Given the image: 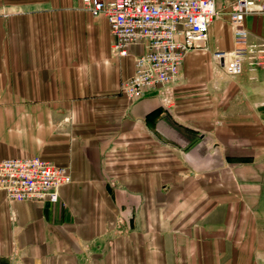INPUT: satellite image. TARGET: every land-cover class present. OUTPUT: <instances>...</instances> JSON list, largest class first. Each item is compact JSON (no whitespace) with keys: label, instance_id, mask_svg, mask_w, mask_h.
Instances as JSON below:
<instances>
[{"label":"crops","instance_id":"obj_1","mask_svg":"<svg viewBox=\"0 0 264 264\" xmlns=\"http://www.w3.org/2000/svg\"><path fill=\"white\" fill-rule=\"evenodd\" d=\"M235 1L169 89L130 100L143 44L117 53L82 0H0V161L72 176L55 203L0 189V264H264V69L216 56ZM246 27L264 43V14Z\"/></svg>","mask_w":264,"mask_h":264},{"label":"built area","instance_id":"obj_2","mask_svg":"<svg viewBox=\"0 0 264 264\" xmlns=\"http://www.w3.org/2000/svg\"><path fill=\"white\" fill-rule=\"evenodd\" d=\"M82 7L108 19L114 50L120 55L126 56L132 45H144L135 74L121 84L130 100L151 89H169L179 78L187 53L208 48L211 25L220 14L216 0H82ZM253 14H264V0H236L230 9L234 48L216 52L230 75L242 74L248 62L264 69V43L251 41L246 27ZM71 181L68 167L39 156L0 161V189L11 200L55 203L61 187Z\"/></svg>","mask_w":264,"mask_h":264},{"label":"rangeland","instance_id":"obj_3","mask_svg":"<svg viewBox=\"0 0 264 264\" xmlns=\"http://www.w3.org/2000/svg\"><path fill=\"white\" fill-rule=\"evenodd\" d=\"M253 15H258V14H253Z\"/></svg>","mask_w":264,"mask_h":264}]
</instances>
